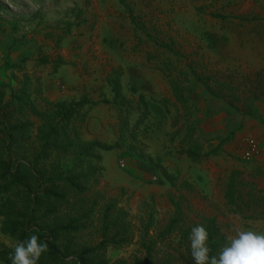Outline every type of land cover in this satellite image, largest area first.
<instances>
[{"label":"rangeland","instance_id":"obj_1","mask_svg":"<svg viewBox=\"0 0 264 264\" xmlns=\"http://www.w3.org/2000/svg\"><path fill=\"white\" fill-rule=\"evenodd\" d=\"M67 24H72L69 33L57 44ZM41 54L51 63H37ZM58 58L63 63L55 70ZM191 67L202 79L231 74L239 80L264 70V0H0V87L5 88V99L10 90H23L39 108L49 101L47 91L55 92L56 101L87 94L96 102L111 97L105 77L119 68L123 94L133 106L139 96L147 105L148 117L136 129L138 142L124 134L127 146L132 143L136 149L95 151L101 157L97 181L89 180L82 196L69 195L68 203L57 204L62 217L64 213L77 216L79 201L84 210L96 202L84 229L58 239L65 260L73 257L62 251L66 240L74 255L98 242L100 212L111 202L109 216L118 218L115 230L124 228L120 230H127L130 240L106 249L102 258L107 264L116 260L130 264L133 258L144 257L139 247L142 225L151 212L150 234L167 224L174 212L169 197L180 202L185 220L214 218L225 242L237 223L264 232V214L244 219L225 198L229 176L237 171L244 193L251 187L257 197L263 195L264 203V175L257 172L258 168L264 171V134L256 131L264 117V99L255 104L251 117L233 113L226 101L209 96L194 80ZM172 81L185 102L177 100ZM142 111L128 117L130 127ZM85 112L80 124L85 141H117V108L98 104ZM188 125L194 126L193 136L201 145L198 159L184 153L191 143L185 139ZM231 130L236 131L230 134ZM249 141L254 150L247 155ZM64 162L70 164L72 158ZM83 163L73 172L86 170L88 163ZM163 169L178 178L175 186L165 179ZM5 197L0 195V202ZM16 243L0 231L1 245L13 250ZM166 243L165 252L158 250V262L172 253L176 258L171 263L184 264L178 256L182 245L178 237Z\"/></svg>","mask_w":264,"mask_h":264},{"label":"trees","instance_id":"obj_2","mask_svg":"<svg viewBox=\"0 0 264 264\" xmlns=\"http://www.w3.org/2000/svg\"><path fill=\"white\" fill-rule=\"evenodd\" d=\"M80 14L81 10H78L76 15L78 19ZM131 19L134 21L133 17ZM71 25L67 24L64 34L57 37V44L61 42L64 35L69 33ZM37 63L50 64L51 61L41 54ZM62 63V60L58 58L53 63L54 69L56 70ZM190 71L194 80L201 83L209 96L226 101L230 111L238 115L251 117L255 111V104L264 99V70L241 77L239 80L234 79L231 74L218 77L209 75L202 79L195 74L193 67ZM120 77L119 68H112L105 77L110 88V98L103 97L95 102L87 94H83L68 101H44L41 108L37 107L33 100H30L29 93L23 90L17 92L10 90L8 98L5 99V88L0 87V195L6 196L0 202V218L2 219L0 231L17 242L37 234L47 245V251L42 254L39 264H107L102 258L106 249L110 246L119 247L127 244L130 240L127 230H120L124 228L115 230L118 218L109 216L114 206L111 202L100 212L97 227L99 240L94 246H84L78 254L74 255L70 254L69 243L66 240L62 245V251L65 256L73 257L65 260L60 256L61 252L56 245L60 237L66 239L68 235L84 229L86 226L84 220L90 217L96 205L94 202L88 210H84V203L79 201L77 205L75 202L72 205H77V216L64 213L62 217L57 205L68 203L69 195L82 196L89 189L87 183L95 179L97 171L100 170L96 164L101 157L95 154V151H109L119 147L136 149L132 143L127 146L124 134L128 132L129 137L138 142L136 129L148 117L147 105L142 96H139L136 106L132 105V101L122 92ZM171 83L177 100L185 102L178 86H174L176 83L174 81ZM98 104L108 105L119 111V137L114 143L88 142L81 136L80 124L86 118L85 108ZM141 108L143 116L137 118L134 125L130 127L128 117ZM29 117H33L36 122L31 121ZM193 131L194 126L188 125L185 139L191 143L184 153L190 158L198 159L201 157L202 150L198 140L193 136ZM235 131L231 130L230 134ZM217 147L212 150L213 153L216 152ZM67 157L72 158L70 164L64 162ZM141 157H143L142 154ZM85 160L88 163L86 170L77 174L73 172L74 169L82 166ZM257 172L261 176L264 175V171L260 168ZM162 173L172 186L176 185L178 181L176 176L167 173L164 169ZM94 181L96 182L97 179ZM244 187V182L240 180V173L233 171L225 191L227 204L234 207V211L242 214L244 219L262 216L264 214L263 195L257 197L251 187L244 193ZM169 201L174 208L172 217L158 233L152 235L149 230L152 227L153 214L152 212L149 214L139 236V247L145 255L142 259L133 258L130 264H173L171 261L176 256L172 253H163L161 263L157 260L158 250L165 252V244L172 236L178 237V244L182 243L179 246L181 250L178 252L182 263L192 264L189 232L196 224H203L208 230L210 256H218L225 245V235L220 232L214 218L205 217L199 222L185 220L180 202L173 197H169ZM50 217L56 219L49 223L47 218ZM42 219H46L45 225L38 226V222ZM110 231L114 232L111 234ZM12 251L0 244V264H11L9 256ZM96 258H100L101 261H97ZM127 263L125 260L113 262V264Z\"/></svg>","mask_w":264,"mask_h":264},{"label":"clouds","instance_id":"obj_3","mask_svg":"<svg viewBox=\"0 0 264 264\" xmlns=\"http://www.w3.org/2000/svg\"><path fill=\"white\" fill-rule=\"evenodd\" d=\"M239 221V216L236 217ZM218 256H210L209 233L203 224L189 232L192 264H264V232L245 229L237 223ZM47 245L37 234L17 242L9 256L11 264H39Z\"/></svg>","mask_w":264,"mask_h":264},{"label":"crops","instance_id":"obj_4","mask_svg":"<svg viewBox=\"0 0 264 264\" xmlns=\"http://www.w3.org/2000/svg\"><path fill=\"white\" fill-rule=\"evenodd\" d=\"M55 92H49L47 91L46 92V99L49 100V101H56L58 99V97L54 94ZM261 117V116H259ZM261 121V120H260ZM257 125V124H256ZM256 131L258 132L257 134L260 135V134H264V117L262 119V122L260 124L257 125V129ZM239 137L235 138L234 142H236V140L238 139ZM231 145V144H230ZM230 145H229V148H230Z\"/></svg>","mask_w":264,"mask_h":264},{"label":"built area","instance_id":"obj_5","mask_svg":"<svg viewBox=\"0 0 264 264\" xmlns=\"http://www.w3.org/2000/svg\"><path fill=\"white\" fill-rule=\"evenodd\" d=\"M247 148H248L247 155H249L254 150V144L252 143V141H249L247 143Z\"/></svg>","mask_w":264,"mask_h":264}]
</instances>
